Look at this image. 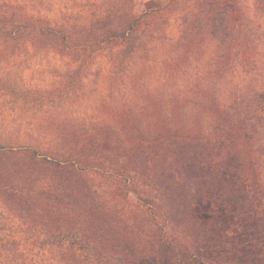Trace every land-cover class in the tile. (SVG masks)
I'll return each instance as SVG.
<instances>
[{
	"label": "trees",
	"instance_id": "16d2710c",
	"mask_svg": "<svg viewBox=\"0 0 264 264\" xmlns=\"http://www.w3.org/2000/svg\"><path fill=\"white\" fill-rule=\"evenodd\" d=\"M0 264H264V0H0Z\"/></svg>",
	"mask_w": 264,
	"mask_h": 264
},
{
	"label": "rangeland",
	"instance_id": "374dc122",
	"mask_svg": "<svg viewBox=\"0 0 264 264\" xmlns=\"http://www.w3.org/2000/svg\"><path fill=\"white\" fill-rule=\"evenodd\" d=\"M154 2V1H153Z\"/></svg>",
	"mask_w": 264,
	"mask_h": 264
}]
</instances>
